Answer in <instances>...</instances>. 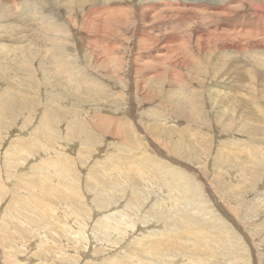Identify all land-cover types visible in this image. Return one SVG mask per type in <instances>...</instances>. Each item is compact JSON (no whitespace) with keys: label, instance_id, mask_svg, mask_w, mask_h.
I'll return each instance as SVG.
<instances>
[{"label":"rangeland","instance_id":"obj_1","mask_svg":"<svg viewBox=\"0 0 264 264\" xmlns=\"http://www.w3.org/2000/svg\"><path fill=\"white\" fill-rule=\"evenodd\" d=\"M257 3H233L230 24L246 31L235 41L195 7L0 0V264H264ZM161 212L190 233L159 235Z\"/></svg>","mask_w":264,"mask_h":264},{"label":"bare ground","instance_id":"obj_2","mask_svg":"<svg viewBox=\"0 0 264 264\" xmlns=\"http://www.w3.org/2000/svg\"><path fill=\"white\" fill-rule=\"evenodd\" d=\"M70 1V0H69ZM96 2H97V0H95ZM196 2V0H193V2ZM202 4L201 5H199V6H194L195 5V3L194 4H191V5H188V4H184V2L182 1V0H145V3L147 4L146 5V7L148 8V9H159V8H161V5L160 4H163L165 7H167L168 9H170L172 6H174V7H172V10H176L177 8H185L186 10H190V9H192V8H197L200 12H201V17H202V19H206V21L208 20L209 21V23H211V22H214V21H216V22H214V23H222V22H225L224 20L226 19V21H228V23L227 22H225V24L227 25V27L228 26H234V27H229V28H227V30L228 31H234L233 32V34H232V36L234 35V39H232V40H235V41H238L237 39H239V41L240 40H242L243 39V37H244V35H245V33H246V31H245V29H243V28H245V26L244 27H241V29H237L236 28V26H235V24L234 25H231L230 23H231V19L233 18V15H232V13L235 11L233 8H232V5H233V3L235 2V1H237V0H225L224 1V3H223V6L222 7H220L219 6V3H217L218 2V0H199ZM212 1V2H211ZM12 2V1H11ZM41 2V1H40ZM86 2V1H85ZM210 2V3H209ZM51 3V2H50ZM213 3H215L214 5H212ZM10 4V3H9ZM13 4V3H12ZM11 4V5H12ZM47 4V3H46ZM92 4H94V3H92ZM257 4H260L261 5V3H257ZM13 5H15V4H13ZM48 5H49V3H48ZM204 5V6H203ZM76 6V5H75ZM262 7H264V5H261ZM77 7V6H76ZM224 7H225V9H224ZM49 10V9H48ZM199 11H197V12H199ZM90 12V11H89ZM199 12V13H200ZM256 12V14L260 17V12L258 11V10H256L255 11ZM91 13H92V11H91ZM198 13V14H199ZM29 13H26V10L25 11H22V14L21 15H18V14H15L14 16L15 17H12L11 18V20H13V21H15L16 22V24H14V23H12V22H8L9 24L7 25V26H5V27H8L9 25H11V24H14L13 26L14 27H17V26H21V24H22V21L25 19V18H27V19H29L27 16H29L28 15ZM31 14L32 13H30V16H31ZM36 14H38L37 12H36ZM35 13H34V17L32 16V20L33 21H37V25L38 26H40L39 24L42 22V20H41V18L38 16V15H36ZM33 15V14H32ZM89 15V14H88ZM91 16V15H90ZM100 16H102V15H100ZM99 16V17H100ZM104 16V15H103ZM222 16H223V18H222ZM42 17V16H41ZM106 17V16H105ZM211 17V18H210ZM218 17V18H217ZM43 18V17H42ZM101 18V17H100ZM108 18V17H107ZM219 18L220 19H224L223 21H221V20H219ZM127 19H129V18H127ZM46 20V19H45ZM30 21H31V18H30ZM53 21V20H52ZM190 21L191 20H189V22H184V23H190ZM204 21V20H203ZM205 21V22H206ZM43 22H44V19H43ZM46 22V21H45ZM53 23V22H52ZM45 25V24H44ZM49 25H50V22H49ZM56 25V24H55ZM54 25V26H55ZM62 25V24H61ZM26 26H27V23H26ZM57 26V25H56ZM56 26H55V28H56ZM175 26H179V24L178 25H175ZM190 26V25H189ZM42 27H44L43 25H42ZM42 27L40 26V28L42 29ZM48 27H50V26H48ZM58 27H60L59 25H58ZM57 27V28H58ZM239 27V26H238ZM46 28V27H45ZM45 28H43L42 30L44 31V29ZM54 28V27H53ZM231 28V29H230ZM50 29V28H49ZM48 29V30H49ZM211 29V28H210ZM250 29V28H249ZM248 29V30H249ZM252 29H253V27H252ZM252 29L250 30V33H252ZM51 30H52V28H51ZM57 30V29H56ZM59 30V29H58ZM222 30V29H221ZM247 30V31H248ZM254 30V29H253ZM260 30H262L261 28H260ZM47 31V28L45 29V32ZM54 31V30H53ZM214 31H216V30H214ZM41 32H39L38 34H37V36H36V38L35 39H33L34 40V43H33V45H37V46H39L40 47V49L43 47V45H44V41H42V40H44L43 39V37H41V34H40ZM55 33V32H54ZM66 33V32H65ZM212 33V32H211ZM221 33V32H220ZM47 34H48V32H47ZM49 34H50V32H49ZM61 34H62V32H61ZM213 34V33H212ZM215 34V33H214ZM227 34H228V32H227ZM55 35H59V34H55ZM65 35V34H64ZM211 35V34H210ZM41 37V40L40 39H38L37 37ZM46 36V35H45ZM50 36V35H49ZM52 36V35H51ZM63 36V35H62ZM61 36V37H62ZM214 36V35H213ZM228 36V35H227ZM229 36H231V35H229ZM232 36H231V38H232ZM5 35H2V36H0V40H2V39H5ZM223 37V36H222ZM52 38V37H51ZM50 37H49V39L52 41V39H51ZM173 38H176V36H173ZM201 38V37H200ZM214 38V37H213ZM217 38H219V37H217ZM237 38V39H236ZM46 39H47V37H46ZM202 39V38H201ZM201 39H199L200 41H201ZM204 39H205V41H206V39H208V38H206L205 36H204ZM203 39V40H204ZM220 39H222V38H220ZM64 40V39H63ZM223 42H222V47H224V49H226V50H228V52H226V51H221L220 52V56L222 57V56H224V55H231V51H229V49L227 48V47H225L226 45H228V42L230 41V38H224L223 37ZM47 41V40H46ZM54 41H55V39H54ZM96 41V40H95ZM216 41V40H215ZM67 42V41H66ZM220 42H221V40H220ZM246 42V41H245ZM243 43L242 45H241V49L239 48V50H238V48H235V47H233V49H234V53H238L239 52V54H240V50H241V52L243 51V50H246L249 46H250V43L249 42H246V43ZM50 43V42H49ZM52 43H54V42H52ZM69 43H71V42H69ZM205 42L203 41V44H204ZM215 43V42H214ZM47 44V43H46ZM63 44V43H62ZM211 44V43H210ZM7 44H6V42L5 43H3V41H1L0 42V46H2V48L3 47H5ZM212 45V44H211ZM45 46V45H44ZM204 46H206V45H204ZM244 46H246V47H244ZM258 46V45H257ZM55 47V46H54ZM60 47V46H59ZM198 47V46H197ZM259 47V46H258ZM51 48H52V46H51ZM207 48V47H206ZM220 48V47H219ZM60 49V48H59ZM208 49V48H207ZM212 49H215V48H212ZM217 49H218V47H217ZM223 49V50H224ZM44 50H46V49H44ZM43 49H42V51H44ZM63 50V49H62ZM221 50V48L219 49V50H217V51H220ZM200 51H201V47H200ZM259 52H260V54L258 55V57H259V61L260 60H264V52L263 51H261V50H258ZM46 52V51H45ZM204 52V51H203ZM203 52H201V53H203ZM232 52H233V50H232ZM42 53V52H41ZM219 53V52H218ZM257 53V52H256ZM89 54V53H88ZM208 54H211V52L210 53H208ZM212 54H213V52H212ZM55 55V54H54ZM92 55V54H91ZM218 55V56H219ZM48 56H49V54H48ZM211 56V55H210ZM237 56V55H236ZM46 57V56H45ZM137 57H138V54H137ZM207 57V56H206ZM213 57V56H212ZM211 57V58H212ZM91 58V57H90ZM96 59H97V57H95ZM94 58V59H95ZM136 58V57H135ZM226 57H224L223 58V60L225 59ZM42 59V58H41ZM89 59V58H88ZM219 58H217V60H218ZM227 59V58H226ZM229 59L231 60V56L229 57ZM49 60V59H48ZM50 60H52V59H50ZM56 60H58L57 58H56ZM98 60V59H97ZM142 60V59H141ZM140 60V61H141ZM210 60V59H209ZM228 60V59H227ZM61 61V60H60ZM200 61V60H199ZM210 61H212V60H210ZM47 62V61H46ZM65 62V61H64ZM212 63H214V62H212ZM219 63V62H218ZM62 64H64V63H62ZM218 65L217 63H214V65ZM220 64V63H219ZM213 65V66H214ZM81 66V65H80ZM195 66V65H194ZM211 66H212V64H211ZM61 67V66H60ZM63 67V66H62ZM198 67V66H197ZM196 67V68H197ZM64 68V67H63ZM67 68V67H66ZM65 68V69H66ZM220 68V67H219ZM219 68H217V69H219ZM65 69H63V70H65ZM136 69V68H135ZM60 72H62V70H60ZM70 72V71H69ZM61 75H63V74H61ZM74 77V76H73ZM72 77V78H73ZM65 79V78H64ZM69 79H71V77L69 78ZM81 79V78H80ZM115 80H117V79H115ZM73 81V80H72ZM144 81V80H143ZM76 82V84H77V81H75ZM117 82V81H116ZM132 82V81H131ZM73 83V82H72ZM75 84V83H74ZM75 84V85H76ZM74 85V86H75ZM120 86H121V84H119ZM142 85H143V83H142ZM263 87V86H262ZM62 89H63V87H62ZM70 89H71V87H70ZM92 89V88H91ZM102 89V88H101ZM123 89V88H122ZM74 90H75V88H74ZM72 91V90H71ZM76 91V90H75ZM88 91V90H87ZM74 92V91H73ZM261 92H263V91H261ZM134 99V98H133ZM126 102V101H125ZM133 103V102H132ZM131 105V104H130ZM133 105H134V103H133ZM132 105V106H133ZM123 106V105H122ZM129 107V106H128ZM133 108V107H132ZM135 111H136V107H135ZM91 112V111H90ZM152 116V115H151ZM157 116V115H156ZM149 118V117H148ZM134 119V118H133ZM132 120V119H131ZM130 120V121H131ZM135 121V120H134ZM162 123V122H161ZM163 124V123H162ZM164 125V124H163ZM117 133V132H116ZM29 137V136H28ZM22 142V141H21ZM33 144V143H32ZM15 148V147H14ZM17 149V148H16ZM1 151V150H0ZM16 151V150H15ZM58 151V150H57ZM13 153H14V151H13ZM25 156V155H24ZM16 161V160H15ZM22 161V160H21ZM26 161V160H25ZM41 162H43V161H41ZM54 164V163H53ZM130 164V163H129ZM244 164V163H243ZM50 165V164H49ZM117 163H116V167H117ZM20 166H23V165H20ZM168 167V166H167ZM18 168V167H17ZM38 168H40V167H38ZM119 168V167H118ZM171 168V167H170ZM41 169V168H40ZM39 169V170H40ZM169 169V168H168ZM46 170V169H45ZM51 170V169H50ZM128 170V169H127ZM124 171H125V169H124ZM168 171V170H167ZM171 171V170H170ZM176 172V174L175 175H173V177L175 178L174 179V181L176 182V184H177V186L178 187H180L181 188V190H183L184 192H185V190H186V187L190 184V182H189V180L187 179V177H185L184 175H180L179 173L177 174V171H174V173ZM53 173V172H52ZM55 173V172H54ZM172 173V172H171ZM41 174H43V172L41 173ZM49 174V173H48ZM44 175V174H43ZM42 175V176H43ZM53 175V174H52ZM44 176H46V175H44ZM47 178H48V176H46ZM117 177V176H116ZM123 177V176H122ZM30 178V177H29ZM57 178V177H56ZM127 178V177H126ZM121 179V178H120ZM29 180V179H28ZM31 180V179H30ZM126 180V179H125ZM131 180V179H130ZM16 181H18V180H16ZM14 182V181H13ZM19 182V181H18ZM17 182V183H18ZM130 182H128V186H130V188H132V185L131 184H129ZM159 183V182H158ZM22 185V184H21ZM126 185V186H127ZM156 187V186H155ZM16 188V187H15ZM128 188V187H127ZM160 188V187H159ZM179 188V189H180ZM20 189V188H19ZM51 189V188H50ZM135 190V189H134ZM18 191V190H17ZM16 191V192H17ZM21 191V190H20ZM24 192H26V191H24ZM17 193H19V192H17ZM50 194V193H49ZM117 194V193H116ZM150 195H152V194H150ZM26 196V195H25ZM102 197V196H101ZM155 197V196H154ZM27 198V197H26ZM104 198V197H103ZM102 198V199H103ZM111 199V198H110ZM136 199V198H135ZM104 200H105V198H104ZM151 201V200H150ZM158 201H159V199H158ZM152 203V202H151ZM133 204V203H132ZM155 204H156V202H155ZM166 204V203H165ZM167 205H169V204H167ZM176 205V204H175ZM8 206V205H7ZM171 206V205H170ZM217 206V205H216ZM152 207V206H151ZM160 207V206H159ZM176 207V206H175ZM161 208V207H160ZM11 209V208H10ZM144 209V208H143ZM155 209H157L156 207H155ZM218 210V209H217ZM221 210V209H220ZM156 211V210H155ZM177 211V210H176ZM158 212V211H157ZM15 213V212H14ZM148 214V213H147ZM11 215V214H10ZM102 215V214H101ZM149 215V214H148ZM155 216V215H154ZM161 219H162V221L159 223V224H157V226H155V227H157L158 229L157 230H155L159 235L160 234H163V235H165V234H168V236H169V234L171 235H173V233H175L176 235H178V233H177V227L180 229V233L181 232H186V234L185 235H188V233H190V232H187V231H184L183 230V228L184 227H186V225H187V222L185 221V219H186V217H185V219L183 220V221H178V220H175L174 219V217L176 218V216H174L173 218L171 217V215L169 214V212L168 213H160V215H158ZM182 216H184V215H182ZM187 216V215H186ZM16 218V217H15ZM180 219V218H179ZM102 221H104V220H101V221H99V224H101V226H104L105 225V223H103ZM163 223L165 224L164 226H163ZM106 224H107V221H106ZM162 224V225H161ZM108 226V225H107ZM161 226H162V228H161ZM188 227V226H187ZM186 227V228H187ZM161 228V229H160ZM164 229V230H163ZM161 230V231H160ZM188 230V229H187ZM223 230H224V228H223ZM147 231V230H146ZM153 231V230H152ZM155 234V233H154ZM153 234V235H154ZM152 235V234H151ZM152 235V236H153ZM156 236V240H157V238H158V235L156 234L155 235ZM173 237V236H172ZM180 237V236H179ZM155 240V239H154ZM153 240V241H154ZM156 240H155V242H156ZM87 241V240H86ZM147 244H150V243H147ZM94 246H95V244H94ZM90 249V248H89Z\"/></svg>","mask_w":264,"mask_h":264}]
</instances>
